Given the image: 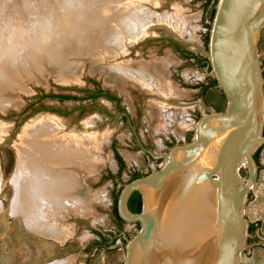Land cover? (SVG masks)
Instances as JSON below:
<instances>
[{"label": "rangeland", "instance_id": "obj_1", "mask_svg": "<svg viewBox=\"0 0 264 264\" xmlns=\"http://www.w3.org/2000/svg\"><path fill=\"white\" fill-rule=\"evenodd\" d=\"M27 1L0 0V44L10 45L9 42L13 41V48L20 51L23 49V58L28 56L27 63L30 61L31 65L34 60L29 58V51L33 44H37L33 47L37 50L34 52V56L38 57L35 60H41L40 65L45 66L48 71L45 70L43 81L24 78V87L15 93L18 103L0 108V264H51L60 260H71L70 264H122L126 245L122 238H116L108 247L90 248L91 250L87 247L92 246L99 238L96 231L105 233L109 239L116 232L112 204L122 185L129 181L130 174H147L162 164V160L154 158L150 152L167 153L173 145L188 141L193 61L180 57L171 47L163 46L161 39L173 37L194 51L199 0H86V3L84 0H30L29 5H24ZM68 5L75 12L73 10L66 13L71 9ZM105 7L109 10L106 14ZM90 9L97 13L101 10L102 16L106 17L97 21L100 26L96 24L94 30L90 23L95 21L87 17ZM133 9L134 15L147 21V26L143 28L145 32L142 36L133 34L132 38L127 34L124 24L130 19L125 14L129 10L133 12ZM20 11L24 14L22 17L17 14ZM179 19L182 20L181 23ZM105 35H117L121 42L126 40L117 59L113 60L114 56L108 57V60L101 62V66L106 65L103 70H93L100 63L95 60L98 64H93L89 57L92 55L76 58V45L90 40L95 46L98 39ZM106 42L108 45V41L104 40V44ZM49 43L60 46L57 49L55 47V52L52 53ZM59 49L78 60V78L61 80L56 76V69H51L55 63L51 58L57 55ZM50 52L52 57L48 58L51 56ZM4 53L0 51V54ZM126 60L143 63L153 69L163 65L165 73L159 77L160 85L148 86L126 81L118 88L107 83V77L112 73L107 67ZM95 82L120 95L128 119L123 120L121 109L113 101L105 97L95 100L86 96L95 88ZM47 93L76 95L81 100L42 99L41 96ZM139 110L142 112L141 116L137 113ZM44 121H54L55 126L61 124L63 134H84L86 131L100 138L98 150L91 148L85 155L63 157L54 163L50 162V165H54L53 168L50 165L37 166L31 163L49 183L54 178L64 180L66 176L73 175L66 192L55 195L59 206L69 205L72 199L67 193L75 191V184L80 181L88 194L92 197L99 195L104 199L103 202L92 201V214L84 216L72 213L61 225L52 224L51 219L38 221L37 217L31 215L32 211L39 213L40 206L48 198L45 194L35 198L31 212L14 207L17 198L16 181L19 179L17 171L23 166L30 168L26 162L31 161L35 153L33 146L36 135L28 133L36 130L28 127ZM44 125L40 127L44 128ZM113 143L127 167L117 178H111V174L116 176L119 170ZM99 162L101 168L96 171ZM27 189L31 193L32 189ZM63 225L69 228L70 233L65 239L49 235L50 232L62 231L60 228ZM138 229L139 226L133 223L124 224L128 237ZM122 235L124 234L121 232L118 237Z\"/></svg>", "mask_w": 264, "mask_h": 264}, {"label": "water", "instance_id": "obj_2", "mask_svg": "<svg viewBox=\"0 0 264 264\" xmlns=\"http://www.w3.org/2000/svg\"><path fill=\"white\" fill-rule=\"evenodd\" d=\"M212 9L199 0L194 51L209 65L193 63L188 141L150 152L160 167L118 195L120 217L140 224L123 232L122 264H264V0H218L213 20ZM209 76L216 87L192 88ZM135 191L140 212L128 206Z\"/></svg>", "mask_w": 264, "mask_h": 264}, {"label": "bare ground", "instance_id": "obj_3", "mask_svg": "<svg viewBox=\"0 0 264 264\" xmlns=\"http://www.w3.org/2000/svg\"><path fill=\"white\" fill-rule=\"evenodd\" d=\"M24 1H27V0H24ZM72 1L76 2L75 0H72ZM84 1L86 3V0H84ZM89 2H90V0H89ZM26 3L29 5L30 0L25 2L24 5ZM87 4H86V6H87ZM31 5H30V7H31ZM68 6H70V5H68ZM89 6L90 5H88V7ZM72 8L73 7H71V9H70L68 7V9H70V11L67 10L68 12H66V13H71V11H73V10L75 12V9H72ZM26 10H27V8H26ZM29 10H30V8H29ZM134 10L135 9L131 10L133 12H130V10H129L125 14L130 19L127 22V24H124V27L127 28V30H128L127 34L132 38L134 37V35H136L138 37L142 36L145 32V31H143V28L144 27L146 28V26H147V21H145L143 19L140 20V18H138L136 15H134V13H135ZM90 11H91V9H90ZM92 11L88 14L87 17L95 21L93 24L90 23L91 26L93 25L92 27L91 26L90 27L93 28V30H94V28L97 25L100 26V22H97V21L103 20L106 17L102 16L101 10L98 13L92 12ZM108 12H109V10H108V8H106L105 14ZM25 13H26V11H25ZM17 14L18 15L20 14L21 17L24 15V14H22V11H20V13H17ZM67 16H65V17H67ZM73 16L75 17L74 14H73ZM77 16L79 17V15H77ZM87 17H86V19H88ZM121 20H123V19H121ZM180 21H182V20L179 19V22ZM24 27L26 28V26H24ZM88 27H87V29H88ZM116 29L117 30L119 29L118 26L116 27ZM26 32H27V30H26ZM118 33H120V32H118ZM6 35L10 36V34H6ZM4 36H5V34H3V37ZM116 36H114V37H113V35H111V36L105 35V36H101V37L99 36L100 38L98 39V42H97V44H95V46L93 45V43H91L90 40H87L86 42L84 41L83 43L76 45L77 46V47H75L76 52H74V54H75L76 58H77V56L92 55V56H89L90 61L93 64L95 63V60H97V62L100 63V66L99 67L96 66L93 70H97V69L103 70L106 65L101 66V62H104L105 59H107L108 57L112 58L113 56H114L113 60L117 59L118 55L120 54V51L125 47L124 42H126V40L121 42L120 41L121 39H119V37H116ZM129 36H127V37H129ZM17 37H19V36H17ZM93 37H94V35H93ZM123 38L125 39L126 37H123ZM17 40H18V38H17ZM104 40L108 41V45H107V42H106V44H104ZM127 40H128V38H127ZM9 43H10V45L5 44V42L3 43L5 45L0 44V51L2 50V52H5L4 54H0V61H1L0 62V108H7L5 106H9V105L14 106L18 103L17 98H15V93L24 87V85H25L24 84V82H25L24 78H28L32 81H34V80L43 81V79H44L43 74L45 73V70H47L45 68V66L42 67V65H40L41 63H39V62H41V60L40 61L38 60L39 62H37V60H35L38 58V57L36 58L34 56V52L37 50L34 49L33 47H35L37 44L35 46H33L34 44L33 45L31 44L32 49L29 51V54L31 57H29V58H32V60H34L33 64L31 65L30 61L27 63L28 56H26L27 57L26 59L23 58L24 56L22 55L23 54L22 52L24 50L22 49V51H20V50H16V48H13L15 45L13 43V41L9 42ZM60 44H63V43H60ZM49 45H50L49 46L50 51H52V53L55 52L56 45L51 44V43H49ZM38 46H41V45H38ZM57 46L59 47L60 45H57ZM58 47H56V49ZM27 52L28 51H26V54H27ZM44 52L46 53V51H44ZM57 52H56L57 55H55L53 57V59L51 58V60H53V62L55 61V63H53V65L51 66V69L52 70L56 69V72L55 71L54 72L56 73L57 78H59L61 80H67V81L68 80H74V79L78 78V73H79L78 71H80V67L78 68L79 65H77L78 60H76V58L73 59V57H70L66 53L65 50H60V51L57 50ZM52 53H51V56H49V54H48V56H49L48 58L52 57ZM36 55L40 56L39 54H36ZM42 55H41V58L43 57ZM33 56L35 58H33ZM45 56L46 55L44 54V57ZM74 60H76V62H74ZM129 61L126 60V61H122L123 63H121V62L116 63L117 62V60H116L115 63H113V64L111 63L112 65H110L107 68H109V71L112 73L110 74L109 77H107L106 82L111 83L118 88H121L123 83L126 81H133V83L134 82H140L143 85H148V86L149 85H153V86L160 85V83H159L160 78L159 77H162L163 74L165 73L164 72L165 70L162 67L163 65L160 64L159 66H156V69H153V67H151L149 65H146L143 63L137 64V63H134V62L132 63ZM97 62L95 64H98ZM49 64H51V62ZM14 65H17V66H14ZM9 66H11V67H9ZM52 70H51V72H52ZM161 81H164V80H161ZM50 119H52V118H50ZM55 121H56V119H55ZM57 122L58 121H56V123ZM41 124L42 125L45 124L44 128L40 127V126H42ZM58 124H60V123H58ZM85 124L88 125L87 123H85ZM60 125L55 126L54 121H44V122L38 123V125H35L33 127H30V126L28 127V128H34L36 130V131H34V133H33V131H30L28 133V134H30L32 132V134L36 135L35 136V139H36L35 145L33 146L35 153L31 157L32 162L30 160L26 162L30 168L26 169L25 166H23V168H20L17 171V173H19V179L17 178L18 181H16L17 198H16V201L14 203L15 209L21 210V209L25 208L31 212V209L33 206L32 204L34 203L35 198L45 194L46 196H48V198H45V201L40 206L39 213H35L32 211L31 215L33 217H37L36 220H38V221L40 219H42V220H48V219L50 220L51 219L50 222L54 225H61L63 220L70 217L72 215V213H77L79 215H84V216L86 215L87 216L92 212V201L93 200H97V201H101V202H103V200H104V199L102 200V198L99 195L92 197L90 194H88V192H86V190H85L86 188H85L84 184L80 181L78 184H75V187H74L75 191H73L70 194L67 193V196H70L72 199V200H70L71 202L69 201V205L65 206L63 204L62 206H59L57 204V197H56L57 195L56 194L62 195L64 192H66V189L68 188L69 183L71 182L73 175L70 174V175L66 176L64 178V180L59 179L57 177V178H54L49 183L45 178L42 177L43 174L41 172L37 171L36 167L32 166L31 163L36 164L37 166H40V165L41 166H48L51 164L50 162L54 163L56 160L63 158V157L71 158L72 156L78 157L81 155H85L88 153L87 151H89L91 148L98 150L99 139H100L98 135L89 134L86 131L84 132V134H82V133H79V134H76V133L65 134L64 133L63 134L61 132L62 127ZM25 130H27V129H25ZM1 133H0V139H1ZM61 143H62V145H60ZM94 164L97 165L96 163H94ZM22 165H24V164H22ZM50 167L53 168L54 165H50ZM100 168H101V162H99V165H98L96 171H99ZM27 175H30V177H27ZM27 187L32 189L31 193L27 192V190H28ZM51 199H54V200L52 201ZM31 223H33V220H31ZM32 225H35V224H32ZM60 229H62V231L59 230L57 232L56 231L50 232L49 235H51L53 237H57L59 239H61V238L65 239V237L70 234L68 232L69 228L65 225H63V228H60ZM185 229H186L185 225L184 226L182 225L178 230L179 235L183 237L182 242H180V246H182L183 248H185V239H186ZM70 261H67V260L61 261L60 260L57 262H53L51 264H70Z\"/></svg>", "mask_w": 264, "mask_h": 264}, {"label": "trees", "instance_id": "obj_4", "mask_svg": "<svg viewBox=\"0 0 264 264\" xmlns=\"http://www.w3.org/2000/svg\"><path fill=\"white\" fill-rule=\"evenodd\" d=\"M218 2V0H205V4L206 5H209V4H212L213 5V9H212V14H211V20H213V17H214V14H215V5L216 3ZM211 25L209 26V29H210ZM208 42H209V32L207 33L206 37H205V43H206V46L208 45ZM184 57L186 58H189L191 57V52H188L186 55L184 54ZM209 65V60L207 57H204V56H199V60H198V66L200 68H204L205 66H208ZM211 81L209 82V84H207L202 93H205V91L210 88V87H216L217 86V80L213 77H210ZM42 99L44 98H53V99H60V100H66V99H74V100H81V98L79 96H76V95H71V94H56V93H47V94H43L41 96ZM220 110V109H218ZM113 149H114V153H115V157L119 163V171L117 173V176H121L122 172L126 169V163L122 157V155L120 154V152L116 149V146L115 144L113 143ZM259 157H260V149L256 152L255 154V159L257 160V162L259 163ZM143 175H146V174H143L141 172H134L129 181L133 180V179H136L138 177H141ZM106 177V176H105ZM111 178H114V175L111 174ZM128 181V182H129ZM117 200H118V195L115 197L114 199V205H113V208H114V214L115 216L117 217V219H119L120 222H125L119 215L118 213V208H117ZM140 205V208H136L135 205L137 204ZM128 206L130 208V210L132 212H140L141 209H142V196L140 194V192L138 191H135L129 198V201H128ZM139 227H140V224H139ZM258 228V224H251L250 227H249V232L254 235L255 232H256V229ZM122 229V228H121ZM115 240H113L112 242H108L107 238L104 239L102 241H97L96 244L94 245V247H96L97 249L98 248H104V247H108L111 243H113ZM93 247V248H94Z\"/></svg>", "mask_w": 264, "mask_h": 264}, {"label": "flooded vegetation", "instance_id": "obj_5", "mask_svg": "<svg viewBox=\"0 0 264 264\" xmlns=\"http://www.w3.org/2000/svg\"><path fill=\"white\" fill-rule=\"evenodd\" d=\"M161 44H163V46H169L171 47L173 50H175L176 53L179 54L180 57L184 58V59H188L190 61H193V63H195L197 66H198V60H199V53L195 52V51H192L190 50L189 48H187V46H185L181 41L173 38V37H169V38H162L161 39ZM188 52H191V57L189 58H186L184 57V54L186 55ZM199 67V66H198ZM207 66H205L204 68H206ZM211 81L210 79V76H209V81L204 84V83H197V84H194L192 86V88L194 90H198V92L202 93L204 87L209 84V82ZM95 88L91 91H89L88 94H86V96L89 98V99H99L101 97H105L111 101H113L115 103V105L118 107V109H121L122 113H123V120L124 119H128V113L126 112V110L122 107V104H121V97L119 94L117 93H113L111 92V90H108L106 89L105 87H102L100 84H98V82H95ZM214 87V86H213ZM87 92V91H86ZM137 113L141 116V110L137 111ZM127 168V167H126ZM119 171V170H118ZM133 173H131L130 175H132ZM131 177V176H130ZM114 178H117V175L114 176ZM113 205L114 203L112 204V215H113V219H114V222H115V225H116V232H114L112 234V238H107L106 234L103 233V232H99V231H96L97 235L99 236V238H97V240L92 244V246H90L89 248L87 247V249L89 250L90 248L93 249L94 245L96 244L97 241H102L103 238L108 240V242H112L113 240H116V238H122L124 241H125V236L122 235L120 237L119 234H121V232H125L124 231V224L126 222H120L119 219H117V217L115 216L114 214V208H113ZM136 208H140V205L138 203V205L136 204L135 205ZM137 227L139 226V223H136L135 224ZM122 228V229H121ZM96 248V247H94ZM90 249V250H91Z\"/></svg>", "mask_w": 264, "mask_h": 264}]
</instances>
